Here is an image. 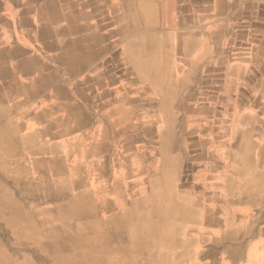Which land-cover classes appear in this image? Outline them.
<instances>
[{
    "label": "bare ground",
    "instance_id": "obj_1",
    "mask_svg": "<svg viewBox=\"0 0 264 264\" xmlns=\"http://www.w3.org/2000/svg\"><path fill=\"white\" fill-rule=\"evenodd\" d=\"M6 1H9V6L11 7L7 12L0 14V84L4 86L9 84L11 86L7 89L0 87V122L4 123V125H0V154H2V159L5 160L9 153L13 151L14 153L22 151L23 153L32 154L33 157H30L31 161L18 159L15 164L23 173H25L26 168H32L43 176L54 180L52 185L45 182L39 189L46 195H56V198L71 199V202L67 203V207L63 204L61 206L60 211L64 218L72 216V214L86 218V214L93 213L95 206H99L100 203L103 208H106L107 212H110L111 216H115L114 211L116 208L121 209L129 205L126 197H122L124 194L121 191L123 184H120L118 178L112 186L107 185L106 165L109 162L115 163V159L105 157L103 160H97V154L94 152L98 148L103 150L106 147L102 127L95 126L94 130H91L89 128L91 127L90 125L84 126L87 123L84 120L83 111L79 108V102L82 103L83 100L91 96L92 102H96L98 104L97 107L101 108L102 111H106L105 116L113 117L114 114L120 113L125 128L132 131L133 129L137 130L132 140L124 138L118 140L120 151L129 145L130 141L140 142L142 152H145L144 147H153L158 152L159 148L161 149L158 157L166 165L161 170L158 169L159 175L156 177V184L160 186L157 187L156 185L153 188L152 198L149 200L150 206H147L146 211L142 212L138 209L140 206L139 202L131 203V213L137 216L138 221L137 224L130 227V230L133 229L135 230L134 232L145 234L155 233L156 235L164 234L166 231L168 233L170 228H175L174 232L170 231L172 234L169 239H167L168 237L160 239H162L161 242L166 241L167 244L172 241L175 246H178L181 242L180 238L178 237L175 240L174 235L179 232H185L188 225H185L187 222L182 225L170 218V216L174 218L178 215V218L180 217L184 220V215L187 214L180 211L177 201L174 202L172 198V192L170 196L168 195V190L171 188L167 189L164 186L167 183L171 184V175L172 173H177L180 163L178 161L179 157L176 158L170 153L174 145L172 139L174 113L171 112L170 99L174 95L176 84L182 74L183 80H180L179 84L184 83L188 79L189 74L195 68L193 61L200 56V53L215 46L217 42L211 37L200 34L202 32H197L199 34L191 32L185 35H191L190 38L183 40L182 23H179L180 26H175V29L172 30L169 27H165L168 24L169 26L178 24L177 20L174 23L173 18L180 14L181 6L185 7L183 4H179L185 0ZM210 3L213 4V8L218 13L220 10L232 5L230 0H210ZM12 27L20 29V34L18 35L21 37V46L11 43L13 41L11 40ZM154 27H157L158 30ZM106 28H111L110 36L115 38L122 46L124 53L122 57L126 64V71L123 73L121 80L126 79L131 72L133 78L128 80L130 83L142 82L147 84L148 87L145 91L153 92L158 97V105H162L160 112H157L155 107L152 106L148 115L143 113L140 116L141 109L139 105L142 104V98L135 100L130 95L129 90L123 91L115 85V90L113 89L114 81L120 80L111 78V74L118 67L114 63L115 56L113 54L107 62H103L100 66L85 73L86 70L83 69L86 64L84 61L87 59L85 54L94 51L95 55L90 60L92 61L96 58V55H100L103 52L101 44L107 36ZM205 31L210 34V29ZM140 33H142V37L139 39L135 38ZM207 42L208 44H206ZM30 50L53 53L48 59L40 60L38 55L31 54ZM54 65L61 67L63 84L55 87L51 95L60 99V96L64 94L73 93L75 98L72 97L73 99L69 103H64L63 101L52 103L47 108L38 111L34 118L36 121H41L44 118H48L47 112L55 110L62 119L59 123L52 116L49 122L38 128L37 132L33 130L31 131L32 133L29 132L16 138L14 132L20 125L6 121V115L12 109L8 102L12 101L16 96H30L34 94L39 86L54 79L56 72L50 70V66ZM35 69L41 75L37 79H31L30 72ZM174 72H177L178 76L173 75ZM107 75L110 76V80L107 84H104L102 80L104 76L107 79ZM18 76H20L19 79ZM195 82L198 84L200 79H196ZM227 84L226 90L232 89L231 93L239 86L237 79H231ZM66 85H70L68 86L69 88ZM95 87H98L99 90L96 93ZM81 88H85V90H81ZM111 90L122 92L115 98L117 107H113L114 109L111 108L112 105L108 101L99 105L101 104L99 101L102 99L107 100ZM94 106L96 105L94 104ZM183 106L186 108L185 105ZM70 120L74 122V126H72ZM236 120L241 121L244 125L239 124L237 126L236 124L234 126L231 131V145L235 149L233 155L242 164V173L246 175L247 181L240 192L234 194L231 200H227L225 209L228 216V231H234V229L241 231L244 228L240 221L241 219H235L236 213L241 215L240 210L244 208L242 205L245 204V201L243 200L252 194L263 195L264 193V178H262L264 177V160L263 156L259 154V152L263 153L264 146L256 144L250 127L245 126L250 125L256 119L252 115L248 116L242 113L236 116ZM153 122V126H157L159 122L161 123L157 130L156 139L149 131L150 123L152 124ZM54 123H58L57 126L60 128L53 133ZM39 138L42 139V142L35 143L38 142ZM257 149L259 150L258 153H256ZM49 153L57 154L52 159L47 158L49 161L37 156ZM142 155L144 158V153ZM68 157L71 159L69 160ZM52 186L55 187L53 188ZM109 193L114 194L115 197L113 199L107 198L105 194ZM95 196H98V198L96 199ZM249 197L248 199L251 198ZM186 198L183 197V201H187ZM10 201L8 195L0 196V208L10 207ZM200 201L199 197L188 199V202H192L191 204L193 205H197ZM163 202H166L164 206ZM188 209H190V206ZM155 210L163 211L169 216L160 215L161 213L159 214ZM127 213L124 212L121 215L128 216ZM199 215L208 222L213 221L210 218V212L206 208H201ZM113 218L112 220L115 223ZM95 221L88 224L96 225ZM30 222L31 218L28 219L27 225ZM122 223L123 221H116L117 225ZM191 223L200 224L196 219ZM29 226L31 229H35L33 225ZM252 231L255 239L249 244L250 247L253 249L254 247L252 246L256 245V247H260L263 250L264 228H254ZM146 243L148 245L150 242L146 241ZM54 246L58 247V250L64 249V242L53 243L50 248ZM252 249L249 248V264H264V254ZM54 250L57 251L55 248ZM121 252L122 250H120L119 254ZM198 258L203 260V252L198 253ZM190 259H193V257L188 253H184L178 258L177 264H184ZM210 259L216 262L214 256H211Z\"/></svg>",
    "mask_w": 264,
    "mask_h": 264
},
{
    "label": "rangeland",
    "instance_id": "obj_2",
    "mask_svg": "<svg viewBox=\"0 0 264 264\" xmlns=\"http://www.w3.org/2000/svg\"><path fill=\"white\" fill-rule=\"evenodd\" d=\"M258 34L255 33V36ZM223 42L224 46L232 43L229 50L232 55L229 59L226 62L221 61L214 67L208 65L214 61V58H201L200 66L199 64L196 66L198 57L193 61L195 68L187 79L190 80L187 86H190L183 88L184 83L179 84V81L183 80L182 74L170 99L171 112L174 113L172 135L174 145L170 153L176 158L179 157L180 163L178 162L177 173L171 175L172 185L167 183L164 186L167 189L171 188L168 190V195L170 196L172 192V198L174 202L177 201L180 211L187 214L184 215V220L178 218V215L170 218L182 225L187 222L185 225H188L185 232L174 235L175 240L180 238L181 242L178 246L172 241L167 244L160 239L163 237L169 239L175 228H170L172 232L168 230V233L166 231L164 234L156 235L130 230V227L138 221L137 216L131 213V203L139 202L138 209L142 212L146 211L147 206H150L149 200L152 198L153 188L156 185L160 186L156 184L158 169L161 170L166 165L158 157L160 148L158 152L153 147H144L145 157L141 160L134 158L135 162L139 163V167H149L152 172L139 173L138 178H142V183L139 185L123 184L122 197H126L129 206L116 208L115 216H111L100 203L99 206H95L93 213L86 214V218L73 214L64 218L60 211L61 206L63 204L67 207L71 199L44 194L39 187L45 182L52 185L54 180L32 168H26L25 173L20 171L15 164L16 160L31 161L30 157L32 158L33 155L28 152L13 151L5 160L0 154V196L8 195L11 200L10 207L0 208V264H177L178 258L184 253L190 254L194 259L184 264H249V248L252 249L249 244L255 239L252 229L264 226V201L254 200L257 199L256 194L250 195L251 198L248 196L251 200L248 197L243 200L245 204L240 210L241 215L236 213L235 217L236 220L241 219L244 227L241 231L236 229L228 231V216L225 208L227 200H231L234 194L240 192L247 181L246 175L242 173V164L233 155L235 149L231 145V131L234 126L244 125L236 120V116L243 113L252 115L256 119L245 126L250 127L256 144L264 146V71L251 72L252 68L246 62L248 57L245 55L248 54L247 49L250 45L248 39L242 42L236 41L232 37V30L229 29ZM240 54H244L245 61ZM222 55V51L218 52L216 59H223ZM124 69L126 71V66ZM173 75L178 76V73L174 72ZM131 78L133 77L130 72L126 79ZM196 79H200L198 84L195 82ZM231 79H237L239 82L238 88L233 93H231L232 89L226 90L227 83ZM189 91L190 99L185 98ZM153 105L156 111L160 112L162 105L157 107ZM20 117L21 113L18 118ZM2 124L4 125L0 122V125ZM153 125L154 122L150 123L149 131L156 139L161 123L159 122L157 126ZM19 132L16 138L22 136L23 131ZM119 139L122 138H118L116 142L113 136L108 138L109 149L111 154H114L108 157L116 161L106 165L108 186H112L117 180L115 176L130 180L137 175V172L129 171L123 166L115 167L119 162L118 154L122 152L118 146ZM104 143L106 145L105 140ZM126 147L135 148L142 145L134 141ZM99 151L102 152V149L98 148L94 151L97 156ZM258 151L257 149L256 153ZM259 154L264 156L262 152ZM51 157L47 155L48 159ZM105 196L111 199L115 197L111 193ZM165 197L167 198L166 194ZM183 197H187V201H183ZM193 197H199L200 203L193 205L192 202H188V199ZM165 203L163 202V206ZM201 208H206L210 212L213 221L208 222L199 215ZM155 211L163 216L168 215L160 210ZM124 212H128V216H122ZM30 218L31 222L27 225ZM194 219L200 224H192ZM117 220L123 223L117 225ZM93 221L97 224H88ZM29 225H33L35 229H31ZM59 241L64 242V249L58 250L55 246L50 248V245L59 244ZM146 241L150 243L146 245ZM252 247L256 252L264 254V249L256 245ZM120 250H122L121 254H119ZM200 252H203V260L198 258ZM211 256L216 258V262L210 259Z\"/></svg>",
    "mask_w": 264,
    "mask_h": 264
},
{
    "label": "crops",
    "instance_id": "obj_3",
    "mask_svg": "<svg viewBox=\"0 0 264 264\" xmlns=\"http://www.w3.org/2000/svg\"><path fill=\"white\" fill-rule=\"evenodd\" d=\"M230 1H232L231 7H227L226 9L224 8L220 10L218 13L213 8V4L210 3V0H185L184 2L179 3V4H183L185 7L181 6L182 10H180V14H178L175 18H173L174 23H175V20H177L178 24L176 25L174 24L172 26H169L168 24V25H165V27H169L171 28L170 30H172V29H175V26H180L179 23H182L183 25L182 34L184 35L182 37L183 40H185L186 38H190L191 35H188V36H185V35L190 34L191 32L196 33V34H199L197 32H202L200 34H204L207 37H212L217 43H215V46H212L210 49L205 50L202 53H200L196 66L199 63L201 64L202 62L201 58L212 57L214 58V61L208 63V65L214 66V67L216 65H219L221 61L226 62L229 59V57L232 55L230 54V51H229L231 50L232 43H229L226 46H224V42H223V38L226 36V33L230 29L232 30V37L236 41L242 42L248 39V41L250 42L249 48L247 49L248 54H245V55L246 57H248L246 62L249 63V67L252 68L251 72H257V71L263 72L264 71V60H263L264 58L263 56L264 55V50H263L264 49V44H263L264 43V0H230ZM10 7L11 6H9V1L1 0L0 1V14L7 12ZM12 28L13 29L11 33L12 35L11 40L13 41H11V43L21 46L22 44V42L20 41L21 37L18 35L20 34V29L19 28L16 29V27H12ZM155 29L158 30L157 27ZM207 29H210V32H209L210 34L206 33L205 30ZM256 31H260V32H256ZM105 32L107 33V36L105 37V40L101 44L102 46L101 48H103V52L100 55H96V58L92 61L90 60L95 55L94 51H91L85 54L87 55L85 57L87 59H85L84 61L86 62V64L83 67V69L86 70L85 73L91 71L97 66H100L103 62H107L112 57V54H113V56H115L114 63L118 67L111 74V78L120 79V80L114 81L115 83L113 84V89L115 90V86H118L123 91L129 90L130 95L133 96L132 98H135V100H137V98H142L141 99L142 104L139 105L141 109L140 116L141 114L143 115V113L145 115H148L150 113V108L154 106L153 104L158 105V97L155 96L153 92L150 93V92L145 91L146 88L148 87L147 84H143L142 82H137V83L132 84L130 83V81L126 79L121 80L122 75L125 72L124 66H126V64L123 61V57H122L124 55L122 46L121 44L117 42L115 38L110 36L111 28H106ZM255 33H259L258 36L259 35L260 36L258 37L256 35L257 36L256 37ZM141 37H142V33L137 35L135 38L139 39ZM249 37H252V39H249ZM220 51L223 52V55H222L223 59H219V58L216 59L217 57L216 54H218V52ZM243 51L245 50L243 49ZM30 52L31 54L35 56L38 55L40 60L48 59L49 57H51L50 55H52L53 53V52L44 53L43 51L35 52L31 50ZM240 56H243L241 58L243 61H245L244 54H240ZM50 70L53 72H56V77L52 79L49 83L39 86L35 90L34 94H31L30 96L29 95L16 96L13 98L12 101L8 102V104L10 105V107H12V109L6 115V119H7L6 121L13 122V123H16L17 125H20L17 128L16 132H14L15 136H17L18 131L20 132L23 131L22 135H25L26 133H29V132L32 133L31 131L33 130L34 132H37L38 128H40L41 126L49 122V120H51L50 117L52 116L54 117L53 119H56L59 123L62 119L59 117L58 112H56L55 110L53 111L51 110L50 112H47L48 118H44L41 121H36L34 118L38 111L43 110L44 108H47L52 103H55L58 101L69 103L70 101H72L73 98H75L73 93H68L70 96L68 94H64L60 96V99L54 98L51 95L55 87L63 84V80H62L63 76H62L61 67L59 65L50 66ZM227 70L230 71V69H227ZM117 72L119 74H115ZM40 75H41L40 72L36 69L30 72L31 79H37L40 77ZM109 77L110 76L107 75V79H106V76H104L103 77L104 79L102 80V82L104 84H107V82L110 80ZM19 78L20 76H18V79ZM189 82L190 80H186L184 82L183 88L189 87L190 85L187 86ZM10 86L9 84L7 86L0 84V87L2 89L4 88L7 89ZM68 86L70 85H66L67 88H69ZM81 90H85V88H81ZM96 91H99L98 87H95V93ZM121 93L122 92H119V91L115 92L111 90V93L108 96L107 100L102 99L101 101H99L101 103L99 105H102L103 103L108 101V103L112 105L111 108L117 107L115 98H117V96H119ZM189 93L190 91L188 92V94H186L185 98L190 99L191 95H189ZM148 95H151V96L148 97ZM63 102L61 103L63 104ZM79 104H80L79 108L83 111L84 120L87 123L84 126L90 125L91 127L89 128L91 130H94L95 126L99 128L102 127V130H103V136L105 138L106 147L105 149L102 150V152L101 151L98 152L97 160H103L105 157H108V156L110 157L111 155H114V154H111V151L109 149V144H108L109 137L113 136L114 138H116V142L118 138H124L127 140L133 139V135L135 134L137 130L136 129L135 130L133 129V131L131 129L127 130L125 128V124L122 122L123 118L120 113L114 114L113 117L105 116L106 111L105 110L102 111L101 108L97 107L98 104L96 102L95 103L92 102L91 96L83 100L82 103L79 102ZM94 104L96 106H94ZM20 113H21V117L18 118ZM84 114L85 116H87L86 118ZM16 116L17 118H15ZM58 123H54L53 133L56 132V130L60 128L57 126ZM70 123L72 124V126H74L73 121L70 120ZM110 124L112 127L110 126ZM111 128H113L112 130L114 132L111 130ZM117 130H119L118 131L119 133L116 132ZM41 140L42 139L39 138L38 142H35V143H40ZM131 143L132 141H130L129 145H131ZM143 153L144 152H142L141 147L140 148L139 147H135V148L124 147L121 154H118L120 156L118 158L119 162H118V165L115 167L123 166L129 171H134V173L137 172V175L134 178L130 179L131 177H129L130 180H127V179L123 180V178H121L120 176H117V177L115 176L114 178H118L120 184L139 185L142 183V178L140 177L138 178V174L139 173L143 174L144 172H147V173L152 172V170L149 167H143V166L139 167L138 165L139 163L137 164L135 162L136 161L135 159H138V160L140 158L143 159L142 157ZM263 153H264V150H263ZM55 154L57 153H49V155L52 156L50 159L55 157ZM45 155H48V154H45ZM45 155H39V157H41L45 161H49L47 160V156ZM68 159L70 160L71 158L68 157ZM263 160H264V156H263ZM133 161H134V166H133ZM109 169H111V166H109ZM110 182H113V180H110ZM263 183H264V180H263ZM256 197L257 199H254V200L264 201V193L263 195L256 194ZM262 228H264V226Z\"/></svg>",
    "mask_w": 264,
    "mask_h": 264
}]
</instances>
